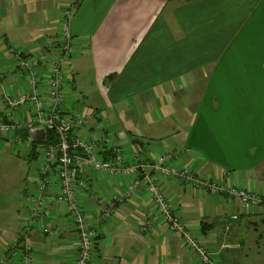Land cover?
<instances>
[{
    "label": "crops",
    "instance_id": "obj_1",
    "mask_svg": "<svg viewBox=\"0 0 264 264\" xmlns=\"http://www.w3.org/2000/svg\"><path fill=\"white\" fill-rule=\"evenodd\" d=\"M68 2L0 0L4 122L27 119L24 107L6 115L1 90L24 92L27 72L18 59L58 53ZM70 31L64 116L83 115L84 139L108 137L125 155V166L140 157V185L130 197L126 172L85 167L79 173L88 188L77 198L97 236L92 264H205L168 231L152 202L144 180L163 154H171L167 167L224 189L211 194L172 175L158 180L181 222L211 251L210 264H264V204L246 214L228 194L232 187L264 198V0H83ZM26 131L17 137L28 141ZM6 147L26 161V150ZM15 177V184L0 185V261L21 264L30 245L34 264H73L77 236L64 206L48 205L44 223L51 235L20 236L37 165L30 184ZM52 185L50 198L59 193ZM109 206V217L98 224L97 215Z\"/></svg>",
    "mask_w": 264,
    "mask_h": 264
},
{
    "label": "built area",
    "instance_id": "obj_2",
    "mask_svg": "<svg viewBox=\"0 0 264 264\" xmlns=\"http://www.w3.org/2000/svg\"><path fill=\"white\" fill-rule=\"evenodd\" d=\"M82 1L69 0L62 14L60 46L55 56L51 57L45 54V58L36 56L18 60V68L21 71L27 72V86L24 92L14 95L11 92H6L4 89L1 90V99L7 110L6 115L14 117V111L19 107H24L28 111L27 119L19 120L15 118L10 122H4L0 116V137L9 139L13 143L12 146L16 148V151L22 149L23 146L25 149L27 146L30 147V141H23L16 136L17 131L20 129H27L28 132H31L34 129L43 128L45 132L51 131L56 135L57 141L54 145H50L49 147L40 146V163L37 164L38 182L36 190L31 197L28 209L29 214L24 219L26 220L24 227L25 230H28L39 220L43 218L44 221L46 220V216L49 215V212L47 213L48 197L46 195V188L52 186L54 183L58 184L59 193L56 194L54 202L68 206L77 230L76 256L73 264H91L96 237L92 231H89L85 227L88 222L79 208L76 197L78 189L85 188L86 186V183L78 177L80 171L88 167L104 174L110 173V171H121L131 174L134 179L129 186V194L133 193L135 188L140 184L137 169V163L140 162L138 154L134 155L135 160H137L135 164L125 166V155L121 153V150L108 137L99 135L103 139L92 137L89 141L84 140L81 129L86 126V119L83 115L71 111L69 117L64 116L66 111L64 103L66 99L65 86H68L69 83L65 82L62 67L69 62L74 53L73 37L69 25L71 24V18ZM41 64L47 71L46 75L38 71V67ZM68 81L70 80L68 79ZM90 115L93 117L99 116L94 110L91 111ZM74 131L77 134H72ZM103 146H107V149L102 150ZM76 151H80V153L76 154ZM107 151L112 153V158L109 160H105L102 156ZM99 152H102V154L99 155ZM170 158L171 154L160 155L152 166L153 175L151 178L146 177L144 181L153 195L152 202L156 210L163 221L166 222L169 230L180 237L187 247L203 255L208 250L197 241H193L188 235L185 226L177 214L172 212L169 202L166 201L161 188L155 182L157 177L172 175L179 181H188V184L191 186V181L195 184L198 183V181L193 179L191 175L192 171L190 172L186 169L177 171L167 167L165 162ZM203 185L208 187L212 193L224 191L222 187L220 188L207 182H203ZM196 188L198 189L199 187L196 186ZM228 194L237 198L244 210L258 204L256 196L246 194L243 191L230 189L228 190ZM117 195L120 196V193H117ZM37 212H40L41 215ZM107 216L108 214H104L102 217L107 218ZM47 231V229H44V232ZM23 237L26 238L27 235ZM28 248L30 247L25 248L22 264H34L33 253L31 248L29 250ZM204 260L209 263L208 255L204 257ZM2 262L0 261V264H3Z\"/></svg>",
    "mask_w": 264,
    "mask_h": 264
},
{
    "label": "rangeland",
    "instance_id": "obj_3",
    "mask_svg": "<svg viewBox=\"0 0 264 264\" xmlns=\"http://www.w3.org/2000/svg\"><path fill=\"white\" fill-rule=\"evenodd\" d=\"M80 6V5H79ZM79 8V7H78ZM64 10H65V8H64ZM64 10H63V12H64ZM77 11V10H76ZM63 14V13H62ZM73 18V17H72ZM72 18H71V20H72ZM71 22V21H70ZM61 23H62V18L60 19V29H61ZM70 26V25H69ZM73 37V36H72ZM60 38H61V36H60ZM73 48H74V45H73ZM45 54L46 53H42V54H40L43 58H45ZM36 56H39V54L38 55H35V56H29L28 57V59L29 58H32V57H36ZM19 60V59H18ZM39 68V70L38 71H40V68H44V66H42V64H41V66H39L38 67ZM45 69V68H44ZM46 70V69H45ZM47 72V71H46ZM1 82V81H0ZM68 90H70V89H68ZM1 102L3 103V105H4V102L2 101V99H1ZM5 106V105H4ZM11 117H13V116H11ZM82 130V136H83V131L85 130V127L84 128H82L81 129ZM18 132V131H17ZM28 133H30V132H28ZM17 134V133H16ZM72 134H77V132L76 131H74ZM17 136V135H16ZM46 136H47V134H46ZM104 136V135H103ZM84 138V137H83ZM93 138H97V139H103L102 137H100L99 135H94L93 136ZM7 139V138H6ZM5 139V137H2L1 136V140H0V185L2 186V187H4V186H6V185H13V184H15V176H17V175H19V177H20V179L22 180H27L28 181V184H30L31 183V179L32 178H34V176H35V174H36V165L37 164H39L40 163V159H39V156H40V154H41V151H40V149L39 148H41L40 146H46V147H49L50 145H46L45 143H42V142H40V143H42V144H40L39 146H37V148L35 149L36 151V153L37 152H39V156L37 157V159L35 160V159H32V158H30V159H28V155L30 154V150H31V148L29 147V146H27L26 147V149L24 148V146L22 147V149H18V151L17 152H19L20 150H26L25 152H24V154H23V156L25 157V159H26V161H24L23 160V158H17L16 157V154H14V152L13 151H11V152H13V153H10V152H7L8 151V147H6V146H8V144H9V146H12V142H10V140L8 139V141ZM46 140V139H45ZM85 140V139H84ZM23 141H25V140H23ZM86 141V140H85ZM88 141H89V139H88ZM6 143H8V144H6ZM12 148H14V146H12ZM107 149V146H103L102 147V150H106ZM14 150H16V148H14ZM106 153V152H105ZM105 153L102 155V156H104L105 155ZM102 154V152H99V155H101ZM26 156H27V158H26ZM111 158H112V156H111ZM111 158H109V159H111ZM27 159H28V161H27ZM108 159V160H109ZM33 160H35V161H33ZM173 169V168H172ZM174 170H177V169H174ZM178 171V170H177ZM183 171V170H182ZM108 174V173H107ZM131 175V174H130ZM184 176H186L185 174H183ZM191 175H192V177H193V179L194 180H196V181H198V183L197 184H195L193 181H191V183H192V188L193 189H195L196 188V186L197 187H203L204 185H203V182H201V181H199L198 179H197V176L194 174V172H191ZM132 176V175H131ZM167 178V176H164V177H157V180L155 181L156 182V184L158 183V180L159 179H166ZM134 179V177L132 176V180ZM182 179V178H181ZM132 180H131V182H132ZM23 182L21 181V184H22ZM140 183V182H139ZM131 184V183H130ZM130 184L128 185V189H127V193H126V196H132L134 193H135V191L139 188V185L135 188V190L133 191V193H131V194H129V186H130ZM189 185V184H188ZM53 186V185H52ZM52 186H50V187H52ZM49 187H47L46 188V195H47V189H48ZM88 187H87V185L85 186V188H79L78 189V191H77V193L79 192V191H84V190H86ZM230 189H235V188H232V187H230L229 188V190ZM237 191H243V190H239V189H236ZM244 193H246V194H251V193H248V192H245V191H243ZM5 192H3V191H1L0 192V194H4ZM77 193H76V197H77ZM211 194H214V193H212L211 192ZM215 194H218V193H215ZM117 195V194H116ZM251 195H253V194H251ZM118 196V195H117ZM230 196V195H229ZM255 196V195H254ZM47 197H48V200H47V205H49L51 202L53 203V201H55V197H56V195H55V197H53V198H50V196L49 195H47ZM120 197H122V194L120 193ZM165 197V199H166V201H168L169 202V205H170V207H171V210H172V212H175L173 209H172V205H171V203H170V201H169V199L166 197V196H164ZM232 197V196H231ZM257 197V200H258V204L256 205V206H258V205H260V204H264V199H261L260 197H258V196H256ZM117 199V201H122L120 198H116ZM237 199V198H236ZM11 199L9 198V201H10ZM29 201H31V199H29ZM77 201H78V204H79V208H80V210H81V212H82V214H83V216L85 217V220H87V216H86V213L84 212V210H83V208L81 207V205H80V200H78V198H77ZM58 206H60V205H62V206H64V208H65V211H66V213L68 214V216H69V219H70V221H71V227H72V229H73V231H74V233L75 234H77V230H76V225H75V223L73 222V219H72V215H71V212L69 211V208H68V206H66V205H64V204H60V203H56ZM111 207L112 206H109V207H107V208H103L102 210H101V213L99 214V215H97V218H96V222H98V224L100 223V222H102V221H105L108 217H109V215H110V212H111ZM252 207V206H251ZM251 207H248L246 210H244L243 209V207H242V212H244V213H248V211H249V209L251 208ZM49 211V210H48ZM48 211H47V213H48ZM39 215H41V213L40 212H37ZM27 214H29V212L27 211ZM26 214V215H27ZM104 214H108V216H107V218H103L102 216L104 215ZM178 216V215H177ZM236 217L234 216L233 217V219H235ZM162 219V218H161ZM180 219V218H179ZM24 220V219H23ZM22 220V222H21V233H20V236H26L27 235V237L26 238H24V239H28V236L30 235V234H32V232L33 231H37V232H39V233H41V234H44V235H51V233H52V230H51V227L49 226V225H46L45 223H44V218L43 219H41V220H39L35 225H33V226H31L28 230H25V227H24V224L26 223V220H24L23 221ZM181 221V220H180ZM87 222H88V220H87ZM183 223V222H182ZM183 225L185 226V229L188 231V235L192 238V240L193 241H198V239H197V237H195V235L193 234V233H191V231L186 227V225L183 223ZM85 227L89 230V231H92L93 233H94V236H96V230H94V228H93V226L91 225V224H89V223H87L86 225H85ZM44 229H47L48 231L47 232H44ZM167 229H168V231H170L171 233H173L171 230H169V228L167 227ZM174 234V233H173ZM176 237H178L176 234H174ZM179 239H180V237H178ZM96 241H97V236L95 237V246H96ZM180 241H181V239H180ZM182 242V241H181ZM182 244L186 247V249H188L189 251H191V252H193V253H196L197 255H199L200 257H201V259H202V261H203V263H205V264H210V260H209V263H207L205 260H204V257L206 256L207 257V255L208 254H211V251L210 250H208L207 252H205L203 255H201L198 251H196V250H193V249H190L189 247H187L183 242H182ZM198 244V243H197ZM199 245V244H198ZM27 247H30V245H28ZM31 248V251H32V253H33V250H32V247H30ZM30 248H28V250L30 249ZM95 249V248H94ZM205 251V250H204ZM94 252V251H93ZM94 254V253H93ZM33 256V255H32ZM76 256V255H75ZM261 258H264V253L262 254V256H261ZM33 260H34V256H33ZM4 262V261H3ZM92 262H93V260H92ZM92 262H91V264H92ZM21 264H22V261H21Z\"/></svg>",
    "mask_w": 264,
    "mask_h": 264
},
{
    "label": "trees",
    "instance_id": "obj_4",
    "mask_svg": "<svg viewBox=\"0 0 264 264\" xmlns=\"http://www.w3.org/2000/svg\"><path fill=\"white\" fill-rule=\"evenodd\" d=\"M46 134H47L46 140L44 142H42V143H45L46 142L45 143L46 145H54L56 143V141H57L56 135L53 134L51 131H46ZM22 137H23V134L22 135H19V138H22ZM24 139L30 141V148H31V150H30V154L28 155V159L32 158V159H35L36 160L37 157L39 156V152L36 153L35 152L36 151L35 149L37 148V146H39L42 143L32 141L31 138H30V135H29L28 131H26V133L24 135ZM0 140H1V137H0ZM6 140H8V139H6ZM75 153L76 154H79L80 151H76ZM111 156H112V153L107 151L105 153V155L103 156V158L105 160H108L109 158H111ZM35 160H33V161H35ZM260 198L261 199H264L262 197H260ZM210 226L211 225H208V227H210Z\"/></svg>",
    "mask_w": 264,
    "mask_h": 264
},
{
    "label": "water",
    "instance_id": "obj_5",
    "mask_svg": "<svg viewBox=\"0 0 264 264\" xmlns=\"http://www.w3.org/2000/svg\"><path fill=\"white\" fill-rule=\"evenodd\" d=\"M30 138L34 142H44L46 139V132L43 128L34 129L30 132Z\"/></svg>",
    "mask_w": 264,
    "mask_h": 264
}]
</instances>
